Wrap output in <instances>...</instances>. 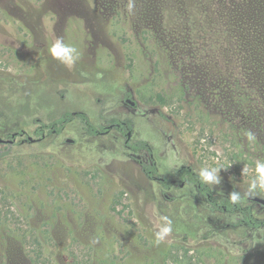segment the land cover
Returning a JSON list of instances; mask_svg holds the SVG:
<instances>
[{
	"label": "rangeland",
	"instance_id": "rangeland-1",
	"mask_svg": "<svg viewBox=\"0 0 264 264\" xmlns=\"http://www.w3.org/2000/svg\"><path fill=\"white\" fill-rule=\"evenodd\" d=\"M127 2L0 0V136L26 132L0 143V264H264V226L235 225L239 213L140 163L152 155L167 180L217 168L214 195L245 196L264 159V0ZM57 37L76 47L72 67L49 53ZM67 111L109 130L74 118L38 139L37 118ZM111 118H130L151 154L126 148ZM164 216L172 232L156 243Z\"/></svg>",
	"mask_w": 264,
	"mask_h": 264
},
{
	"label": "trees",
	"instance_id": "trees-1",
	"mask_svg": "<svg viewBox=\"0 0 264 264\" xmlns=\"http://www.w3.org/2000/svg\"><path fill=\"white\" fill-rule=\"evenodd\" d=\"M195 8L197 11L198 5L194 3ZM224 35V34H223ZM74 118H79L80 121L83 123L85 131L91 135H98L104 134L109 130V126H96L90 120L89 115L83 111H67L64 112L60 117L57 119L50 121V122H43L40 119H36L37 126L34 130V133L39 136L40 138L44 137V135L51 134V133H60L65 125L72 121ZM109 122L112 126H115L118 131H120L125 139H124V146L133 152H138L140 150H145L149 154H151V148L149 144L144 140H138L135 142H131L132 136V129H133V121L130 118H111ZM24 133V131H18V134ZM10 138H14L12 134L9 135ZM30 141L28 137L21 139L22 142ZM1 143V142H0ZM7 143V142H6ZM8 143V144H12ZM8 150V149H7ZM4 150L0 149V156L5 154ZM141 168L144 174L151 178L159 180L166 188H169L174 182H178L181 185L184 183H191L195 186L199 194L203 197V199L209 204L212 210H220L227 213H239V217L235 221V225H247L250 227H262L264 226V218H259L255 216L250 208L249 205L244 206L240 202L233 203L230 200V197L227 196H215L210 186L206 183H202L199 179L198 173L189 165H181L178 168L174 169V172L177 177L171 180H167L166 177L156 175L158 172V166L156 164L155 159L152 155H149L147 161L140 160ZM39 253L36 251V256ZM36 263V259L33 260Z\"/></svg>",
	"mask_w": 264,
	"mask_h": 264
},
{
	"label": "clouds",
	"instance_id": "clouds-1",
	"mask_svg": "<svg viewBox=\"0 0 264 264\" xmlns=\"http://www.w3.org/2000/svg\"><path fill=\"white\" fill-rule=\"evenodd\" d=\"M127 10L132 12L135 8V0H128ZM50 55L60 61L62 64L72 67L79 59V53L76 47L65 43L62 37H57L52 45L48 49ZM76 53V55H73ZM251 137V133H249ZM219 169L217 168H201L198 175L202 183L209 185H215L220 183L221 177L219 176ZM244 172L247 169L243 170ZM258 192L264 193V159H257L255 162V177L249 182L245 196L242 198L240 194L233 191L229 194L230 200L235 204L241 202L242 199L257 194ZM161 219L165 222V226L161 227L159 231L155 233L156 243L162 242L167 235L172 232V221L164 216Z\"/></svg>",
	"mask_w": 264,
	"mask_h": 264
},
{
	"label": "water",
	"instance_id": "water-1",
	"mask_svg": "<svg viewBox=\"0 0 264 264\" xmlns=\"http://www.w3.org/2000/svg\"><path fill=\"white\" fill-rule=\"evenodd\" d=\"M128 101H130V103H131L132 105L135 104V102L132 101V100H128ZM17 135H18V132L15 131V132L12 133V136H13L14 138H3V137L0 136V142L11 143V142H13V140L15 139V137H16ZM28 138H29L30 141H33V140H34V138L31 137V136H29ZM67 140L70 141V140H72V139L68 138ZM248 198L251 199V200L257 201V202H259V203L264 204V197L253 196V195H252V196H248Z\"/></svg>",
	"mask_w": 264,
	"mask_h": 264
},
{
	"label": "flooded vegetation",
	"instance_id": "flooded-vegetation-1",
	"mask_svg": "<svg viewBox=\"0 0 264 264\" xmlns=\"http://www.w3.org/2000/svg\"><path fill=\"white\" fill-rule=\"evenodd\" d=\"M128 99V98H127ZM129 100V99H128ZM115 127V126H114ZM116 128V127H115ZM24 131V130H23ZM12 134V133H11ZM26 134V132L24 131V133H21V134H18L17 136H24ZM16 136V137H17ZM45 136V135H44ZM26 137H29V135L28 136H26ZM23 138H25V137H23ZM22 138V139H23ZM43 138V137H42ZM42 138H40V137H38V139H42ZM1 143H5V142H1ZM173 180H175V179H173ZM174 183H176V182H174Z\"/></svg>",
	"mask_w": 264,
	"mask_h": 264
}]
</instances>
